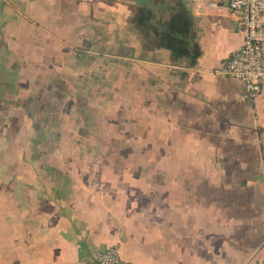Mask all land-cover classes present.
<instances>
[{"label": "crops", "instance_id": "0c3cea01", "mask_svg": "<svg viewBox=\"0 0 264 264\" xmlns=\"http://www.w3.org/2000/svg\"><path fill=\"white\" fill-rule=\"evenodd\" d=\"M241 45L226 0H0V264H264Z\"/></svg>", "mask_w": 264, "mask_h": 264}, {"label": "built area", "instance_id": "2783aa9c", "mask_svg": "<svg viewBox=\"0 0 264 264\" xmlns=\"http://www.w3.org/2000/svg\"><path fill=\"white\" fill-rule=\"evenodd\" d=\"M228 9L238 16L242 45L233 52L219 75L242 83L241 98L253 100L264 84V0H226ZM94 264H129L120 259L118 247L97 251Z\"/></svg>", "mask_w": 264, "mask_h": 264}, {"label": "rangeland", "instance_id": "374dc122", "mask_svg": "<svg viewBox=\"0 0 264 264\" xmlns=\"http://www.w3.org/2000/svg\"><path fill=\"white\" fill-rule=\"evenodd\" d=\"M131 44V40H128L127 41V44H126V41L125 42H123V45H122V47L121 48H119V49H117L116 48V45H117V43H116V45H115V48H114V53H109V54H112V55H116L117 53H119L120 51H122V49H127L126 47H128V45H130ZM117 50V51H116ZM116 52V53H115ZM119 54H129V51H126L125 53H119ZM115 61V63H117V61H120L119 59H115L114 60ZM122 61V60H121ZM117 65H118V63H117ZM113 67H115V65L113 64L112 65ZM110 70H111V68H110Z\"/></svg>", "mask_w": 264, "mask_h": 264}]
</instances>
